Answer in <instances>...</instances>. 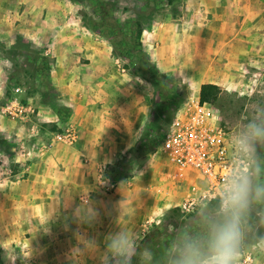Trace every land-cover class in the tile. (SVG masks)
I'll return each instance as SVG.
<instances>
[{
	"label": "rangeland",
	"instance_id": "1",
	"mask_svg": "<svg viewBox=\"0 0 264 264\" xmlns=\"http://www.w3.org/2000/svg\"><path fill=\"white\" fill-rule=\"evenodd\" d=\"M246 5L251 9L255 0ZM236 15L237 6L227 7L221 0H0V160L14 175L18 164L29 167L34 153L28 146L37 140L33 136L30 140L35 141H18L20 130L39 132L57 143L62 142L56 135L71 130L78 141L81 127L71 122V111L61 109L68 108L59 84L69 86L68 99L79 97L84 102L94 99L97 72L90 69L92 64L99 61L115 68L125 78L113 82L109 96L118 94L126 103L132 99L133 107L120 113L124 123L131 117L130 127L112 122V130H132V144L119 151L113 148L114 141L104 143L107 148L86 163L92 164L102 195L114 200L110 206L116 209L112 212L116 228L131 217L136 220L133 264H176L185 244L205 247L213 225L231 215L232 209L218 210L207 203L184 213L181 207L191 189L201 190L203 185L197 174L176 177L160 149L147 155L151 145L144 139L146 128L158 113L156 130H169L189 100L200 98L201 87L213 84L220 94L210 107L228 130L233 148L242 149L251 162L247 203L238 211L241 238L234 264H244L247 255L255 258V264H264V194L256 191L264 187V136L254 137L250 127H264V18L248 20L249 10L238 16L240 21L231 17ZM104 21L117 29V37L101 27ZM137 22L145 29L139 50L134 47ZM99 51L105 59L96 54ZM42 58L47 59L49 72L40 75ZM146 65L155 73L143 78L131 75L136 68L146 72ZM15 100L34 110L28 122L3 112ZM146 100L147 115L139 117L137 110ZM87 123L86 129L95 126L93 119ZM104 179L115 184L110 192H106L109 184L101 183ZM26 237L31 233L5 247L0 244V264H99L91 241L86 250L93 263L63 262L55 257L60 252L56 244L40 247L36 241L39 251L34 246L31 253L32 248L20 242Z\"/></svg>",
	"mask_w": 264,
	"mask_h": 264
},
{
	"label": "crops",
	"instance_id": "2",
	"mask_svg": "<svg viewBox=\"0 0 264 264\" xmlns=\"http://www.w3.org/2000/svg\"><path fill=\"white\" fill-rule=\"evenodd\" d=\"M263 1L255 0L256 6H252L251 9L246 5L247 0H221V4L227 7L229 5L237 6L239 17L249 10L250 15H246V17L249 16L248 20H251L252 16L264 18V6H261L264 5ZM257 8L258 13L251 14L252 10L255 11ZM238 16L231 17L240 21ZM90 54L91 52L87 53V55ZM96 54L100 59L102 57L105 59L103 52L99 51ZM237 54L240 56L239 52ZM89 57L88 61L92 56ZM90 69L97 72L96 76L93 75L94 99L91 98L84 102L79 97L68 99L65 93L70 91L69 86L59 84L61 88L59 92L63 95L62 102L71 111V122L81 127L77 143L70 147L50 141L39 132L20 130L17 135L18 141H35L33 138L30 140V137L33 136L37 140L35 144L28 146V150L34 153L31 162L27 163L29 167L24 169L18 164L19 172L14 175L9 172L11 168L6 166L7 162L0 160V244L4 247L5 244L20 240V238L23 239L25 235L31 233V237L20 241L32 248L31 253H34V246L37 249L35 243L38 241L40 247L56 244L57 248H60V252L57 251L55 257L62 259L63 262L83 260L93 263L95 261L92 259L93 255L91 252L87 254L86 250L89 241H94L98 250L102 251L105 235L117 230L118 220L116 216L112 215L116 209L110 206L114 200L102 195L103 192L95 184L93 166L86 163V159H96L97 154L107 148L104 147V143L110 141L115 142L113 148L119 151L128 149L132 144L130 137L133 135L132 130H112V122L119 127L124 123L122 120L124 117L120 113H122V109L133 107L129 103L132 99L126 103L118 94L109 96L110 90H107L113 88V82L116 79L125 78V75H121L109 65H101L99 61L96 65L92 64ZM123 90L125 89L121 91L123 92ZM148 107L149 104L146 100L144 106L137 110L139 117H146ZM128 118L126 117L127 121L123 125L130 127L128 123L132 119L130 116ZM53 119V122L58 121V117L55 115ZM89 119H93L95 123L92 129L89 126L86 129ZM60 126L62 125L60 124ZM106 128L108 130H105ZM37 144L41 145V148L35 146ZM87 198L98 213L97 219L91 225L80 223L73 216L74 211ZM125 221L120 224L119 228H126L132 233L133 223L136 220L131 217ZM37 250L39 251V249ZM99 251H97L98 256Z\"/></svg>",
	"mask_w": 264,
	"mask_h": 264
},
{
	"label": "built area",
	"instance_id": "3",
	"mask_svg": "<svg viewBox=\"0 0 264 264\" xmlns=\"http://www.w3.org/2000/svg\"><path fill=\"white\" fill-rule=\"evenodd\" d=\"M3 112L23 122H28L30 115L34 114L31 106H24L17 100L3 108ZM56 140L73 146L77 137L74 131L68 130L56 135ZM160 150L174 168L176 177L197 174L203 185L201 190L193 187L185 199L181 209L186 214L214 201H221V209H224L226 185L234 178L246 179L251 174L250 160L242 149L233 148L219 114L209 104L202 103L199 97L191 98L177 115L166 131ZM101 183L109 184L106 192L115 188L109 179ZM244 264H255V258L247 255Z\"/></svg>",
	"mask_w": 264,
	"mask_h": 264
},
{
	"label": "clouds",
	"instance_id": "4",
	"mask_svg": "<svg viewBox=\"0 0 264 264\" xmlns=\"http://www.w3.org/2000/svg\"><path fill=\"white\" fill-rule=\"evenodd\" d=\"M250 127L254 137L264 136V127L255 124ZM249 191L250 186L245 178L232 179L226 185L224 194L225 208L232 209V214L213 225L205 247L185 244L176 258V264H234L241 238L238 211L246 206ZM256 191L264 194V187H258ZM73 216L78 222L91 225L97 219L98 213L92 202L88 201L87 204L82 202ZM91 245L92 250L99 251L94 241ZM135 256L134 234L120 227L105 235L104 247L99 251L98 259L99 264H133Z\"/></svg>",
	"mask_w": 264,
	"mask_h": 264
},
{
	"label": "trees",
	"instance_id": "5",
	"mask_svg": "<svg viewBox=\"0 0 264 264\" xmlns=\"http://www.w3.org/2000/svg\"><path fill=\"white\" fill-rule=\"evenodd\" d=\"M101 27H104V29L107 31L108 30L111 31V33L114 34V37L115 36L117 37V33H118L117 29H115L113 26L110 27L108 22L104 21L103 23H101ZM134 29H135V39H136V43H135L134 47L139 50L143 47L142 38H143V34H144L145 29L143 28V26L140 22H137L135 24ZM39 61H42L44 64L41 68H38L40 70V71H38L39 72L38 74L41 75L43 72H45V73L49 72V70H48L49 64H47V59L42 58ZM145 71L146 72L143 73V72L139 71V68H138V70L136 68V70L134 69L130 73L133 77H136V78L146 77V74L150 73V72L155 73V69L149 67V65L145 66ZM219 94H220L219 87H217L213 84L203 85L200 89L201 102L207 103L209 105H213L215 103V101L217 100ZM175 97H174V100L176 99ZM61 109H64V110L70 112L69 109H66V108H61ZM159 118H160V116L157 113V115L154 119L156 121ZM155 121L149 122L147 125V128H146L147 131L145 133L144 139L150 140L149 144L151 145V148H150L151 150L147 151V155H148V153L154 154V153H156V151H158V149H160L161 144L163 143L164 138H165V134H166V130H162V132H160V130H156L158 126H157V123ZM58 131H60V130H58ZM153 138H154V140L152 141ZM143 140H142V142H143ZM143 145H146V141L143 142ZM210 206L216 207L219 210L222 207V202L221 201H214V202L210 203Z\"/></svg>",
	"mask_w": 264,
	"mask_h": 264
}]
</instances>
